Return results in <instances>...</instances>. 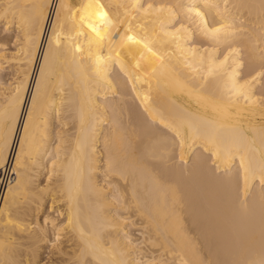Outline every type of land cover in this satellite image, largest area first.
Instances as JSON below:
<instances>
[{"label":"bare ground","instance_id":"1","mask_svg":"<svg viewBox=\"0 0 264 264\" xmlns=\"http://www.w3.org/2000/svg\"><path fill=\"white\" fill-rule=\"evenodd\" d=\"M0 24V264H264V0Z\"/></svg>","mask_w":264,"mask_h":264},{"label":"rangeland","instance_id":"2","mask_svg":"<svg viewBox=\"0 0 264 264\" xmlns=\"http://www.w3.org/2000/svg\"><path fill=\"white\" fill-rule=\"evenodd\" d=\"M0 25H1V24H0ZM1 26H2V25H1ZM1 26H0V30H1ZM6 32H8V33L10 32V33L15 34V31H14V30H10V31H9V30H8V31L6 30L4 33H2V35L6 34ZM12 46H13V45H12ZM10 52H11V50H10ZM7 53H9V51H8ZM8 65H9V64H7V63L2 65L3 67H5V69H3V70L1 71V72H2L1 75L4 76V81H6V80H7V81L4 82V81L2 80V82H0L1 84L4 82V84H2V85L0 84V85H1V87H0L1 90H4V88H6L5 86L8 85L9 82H11V74L9 73V72H11V69L8 68V67H9ZM7 66H8V67H7ZM6 68H7V69H6ZM8 70H9V71H8ZM3 74H4V75H3ZM7 82H8V83H7ZM46 255H47V254L42 255V261H43L42 263H44L45 261H47L48 258H47ZM44 259H45V260H44Z\"/></svg>","mask_w":264,"mask_h":264}]
</instances>
